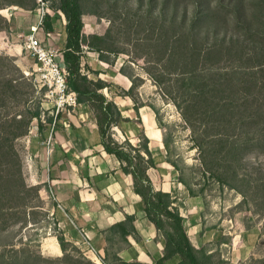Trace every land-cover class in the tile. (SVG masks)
Wrapping results in <instances>:
<instances>
[{
    "label": "rangeland",
    "instance_id": "374dc122",
    "mask_svg": "<svg viewBox=\"0 0 264 264\" xmlns=\"http://www.w3.org/2000/svg\"><path fill=\"white\" fill-rule=\"evenodd\" d=\"M48 1L50 15L62 12L53 8L54 0ZM55 2L54 7L59 0ZM79 4L85 14L84 32L102 36L115 50L105 52L108 63L98 62L111 76L103 79L111 84L105 89L111 97L107 100L130 108L134 123L142 126L148 118L155 122L162 156L168 160L162 161L163 168L174 183L182 184L181 178L188 182L194 193L188 189L189 199L202 202L200 213L192 208L181 214L192 244L212 254L213 264H264V0H79ZM38 9V0H0V264H99L100 259L92 260L71 241L66 240L62 250L58 240L66 224L56 213L47 181L53 109L24 74L34 65L23 45L39 22ZM60 17L56 25L66 26L65 15ZM38 36L44 39L41 29ZM58 36L52 34L48 41ZM16 45L22 46L21 53ZM89 52L101 61L98 53ZM85 67L82 63L81 72L88 77ZM98 73L94 81L101 79ZM222 80L223 85H215ZM193 94L190 122L184 116V102ZM222 102H227L225 115L233 105L242 111L240 117L224 119L215 113V103ZM38 105L43 130L36 118L28 120L27 110L35 111ZM79 108L61 118H70ZM88 111L97 121L98 110ZM247 116L248 123L237 129L238 120ZM213 119L230 127V137L225 134L223 139L245 143L241 155L228 147L234 153L228 160L224 150L208 156L205 163L196 143L221 142ZM112 126L107 141L128 149V139L119 144L113 137L119 125ZM58 128L57 124L51 148L57 144ZM139 128L135 145L141 148L146 136ZM148 148L153 157L159 153L150 148V141ZM191 214L197 217L193 225L198 245L195 230L193 235L189 230Z\"/></svg>",
    "mask_w": 264,
    "mask_h": 264
},
{
    "label": "crops",
    "instance_id": "0c3cea01",
    "mask_svg": "<svg viewBox=\"0 0 264 264\" xmlns=\"http://www.w3.org/2000/svg\"><path fill=\"white\" fill-rule=\"evenodd\" d=\"M58 31L62 32L59 36L56 34ZM52 34L59 38L55 37L50 43L64 51L67 41L65 26L55 24ZM84 34L89 37L86 32ZM16 46L17 53H21L22 46ZM83 54L82 63L86 66L83 70L90 75L89 79L97 78L94 73L98 72L101 79L111 77L105 68L98 65V62H105L92 58L93 54L88 50ZM117 68L118 65L115 67L116 75L112 77L115 83L119 76ZM103 94L111 99L107 90ZM80 107L79 112L68 119L59 117L57 144L53 145L47 176L56 200V213L66 224L64 237L79 245L89 258L98 262L100 259L104 264H156L166 253V238L148 218L142 198L135 192L133 175L124 172V165L105 151L97 121L88 111L90 107L82 104ZM118 108L125 119L131 120L114 127L115 141L121 144L123 139H128L133 147L138 148L135 141L139 140L140 127L150 141V148L159 150L153 157L158 168L148 170L154 189L170 194L172 200H176L173 206L178 205L181 214L184 211L190 213L192 208H199L200 213L202 202L197 197L189 199L188 189L171 181V173L168 175L162 166L165 156H162L161 134L155 128V122L151 118L144 119L141 126L129 116L130 108ZM133 113L137 114L134 110ZM196 218L191 214L192 227L189 230L192 235L195 230L194 240L198 245L197 226L193 225ZM116 226L120 227L119 230L112 231ZM165 264H178V258Z\"/></svg>",
    "mask_w": 264,
    "mask_h": 264
},
{
    "label": "trees",
    "instance_id": "16d2710c",
    "mask_svg": "<svg viewBox=\"0 0 264 264\" xmlns=\"http://www.w3.org/2000/svg\"><path fill=\"white\" fill-rule=\"evenodd\" d=\"M55 3L56 2L54 0L52 1L51 5H53V8H55V10L60 9L64 13L67 21V24L65 26L67 41L64 50V60L65 65L69 71V86L72 90L78 93L80 104L93 108V110H98L97 124L99 132L103 138L102 145L104 146L105 151L111 155H114L124 165V172L133 175L135 192L141 196L148 218L156 226V228L164 234L166 238V253L156 264H165L166 262L174 258H178V264H213L212 254L206 252L205 249H197L192 244L184 224L185 220L181 216L179 208L177 206H173L176 200H172L170 194L162 191H156L154 189L153 183L148 176V170L150 168H157V164L156 160H154L151 152L149 151V140L146 138L144 139L145 142H143V145L141 147L142 150L141 148L133 147L129 142L126 144L128 146V149H125L122 145H115L113 142L107 141V133L109 130H111L113 124L121 125L122 122H126L129 120L122 119L121 111L119 110L117 105L114 102L108 101L106 96L100 92L105 89H110V83L106 82L103 79H98L95 81L90 80L87 76L82 74V59L84 57L82 45L87 46L88 51L98 53L100 59L102 61L105 60L104 62L107 63L109 61L106 60L108 58L107 56H105V52L114 54L115 50H113L109 46L105 38H103L102 36L93 35L87 37L86 35H84L83 18L85 14L81 11L79 0H59L58 6L54 7ZM60 20L61 17L57 13L54 16L47 14L44 18L43 23L45 32L52 34L54 32V25ZM97 75L99 76L100 73H98ZM223 81L224 80L214 83L215 85H223ZM188 84L189 83H186L184 85ZM207 86L208 85H206V87ZM130 94L131 92L125 93L126 96H130ZM193 99L194 94L190 97L185 98L186 102H184L186 107L184 116H186L189 121V117L193 115L194 112L190 110L188 104L192 103ZM235 101L239 102L238 99H235ZM205 102L207 103L208 100L205 99ZM1 103L0 107L2 106ZM226 104L227 102H222L220 105L218 103H215L214 112L222 118H224V116H227L228 119H232L235 116L240 117L242 111L238 107H236V110H234L233 105L228 115H225L223 110ZM144 106L146 105H142L141 107ZM259 108L260 107H257L256 109L257 114L260 111ZM152 109L155 112V108L152 107ZM27 111V114L30 116V119H28L29 123L32 119L36 118L38 121H40V127H42L43 130V125L41 124L40 119L39 105L37 106L35 111H32L30 109ZM136 111L138 112L137 108ZM115 113L117 115L116 117ZM257 118L261 121L262 115L258 114ZM253 120L254 118H252V121ZM213 121V123L217 125V127L214 126L215 129H213L215 131L214 134L219 135L220 138H222L220 139L221 142L215 143V146L206 144L204 140H202V142L196 143L201 151V156L204 158L205 163L208 156H216L224 150H226L224 151V154H226L224 159L225 161L228 160L229 155L234 154L229 152L228 147L236 149L238 151V154L240 153L241 155V148L245 143H243L241 139H223L225 134L230 137V127H225L220 123H217L214 119ZM238 121L239 127H237V129H242L243 126L248 123V116L243 119L240 118ZM252 121L251 125L254 122ZM164 144L167 148V144ZM143 153L148 157L146 158V156H143ZM165 160L168 161L166 159V156ZM168 163L170 164L171 162L169 161ZM171 166H173L174 169H178L175 163H171ZM210 176H213V174H210ZM218 180L223 183L229 184V182L227 180H224L222 176H218ZM180 182H182L184 186L188 187L187 189H189L190 192L192 191L188 182L184 178H181ZM191 193H193V191ZM119 228V226H116L112 228V231L116 232L117 230H119ZM58 240L60 242L61 249L65 251L67 246L66 238L64 237V235H62L61 237H58Z\"/></svg>",
    "mask_w": 264,
    "mask_h": 264
},
{
    "label": "built area",
    "instance_id": "2783aa9c",
    "mask_svg": "<svg viewBox=\"0 0 264 264\" xmlns=\"http://www.w3.org/2000/svg\"><path fill=\"white\" fill-rule=\"evenodd\" d=\"M40 19L37 26L31 28V33L26 36L23 48L28 56L33 60L32 68H27L24 72L26 79L31 80L37 93L42 94L48 104L52 105L54 121L49 125V136L47 141L48 157H51L53 148L49 144L53 141L55 128L59 117L68 112H75L81 106L78 93L72 90L68 83L69 71L65 65L64 51L56 49L50 41L52 34L44 30V18L50 15L49 1L38 0ZM59 15L63 16L59 11ZM66 24V22H64ZM43 31L44 39L38 36V30ZM45 42H47L45 44ZM83 51L88 48L82 45ZM50 140H52L50 142ZM50 147V148H49ZM53 147V146H52ZM50 162V158H49Z\"/></svg>",
    "mask_w": 264,
    "mask_h": 264
}]
</instances>
